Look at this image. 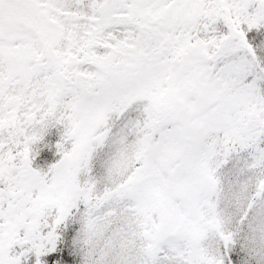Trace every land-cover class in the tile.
<instances>
[{"label": "snow or ice", "instance_id": "6c2138e0", "mask_svg": "<svg viewBox=\"0 0 264 264\" xmlns=\"http://www.w3.org/2000/svg\"><path fill=\"white\" fill-rule=\"evenodd\" d=\"M0 264H264V0H0Z\"/></svg>", "mask_w": 264, "mask_h": 264}]
</instances>
